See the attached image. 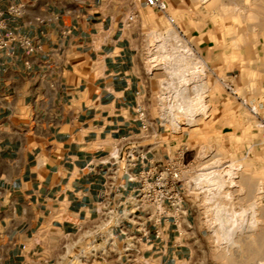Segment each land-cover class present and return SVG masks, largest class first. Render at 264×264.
<instances>
[{"label":"crops","instance_id":"obj_1","mask_svg":"<svg viewBox=\"0 0 264 264\" xmlns=\"http://www.w3.org/2000/svg\"><path fill=\"white\" fill-rule=\"evenodd\" d=\"M9 5L20 13H7ZM0 9V38L12 31L37 46L0 50V264H67L95 219L111 143L138 131L137 104L151 108L145 53L156 10L143 0H0ZM186 31L215 69L229 49L219 33ZM210 93L213 113L229 95ZM169 133H159L158 160L182 143L171 144ZM184 205L182 234L164 222L155 237L150 226L137 262L115 232L104 260L89 264H216L187 199Z\"/></svg>","mask_w":264,"mask_h":264},{"label":"rangeland","instance_id":"obj_2","mask_svg":"<svg viewBox=\"0 0 264 264\" xmlns=\"http://www.w3.org/2000/svg\"><path fill=\"white\" fill-rule=\"evenodd\" d=\"M168 1L167 12L173 22L154 11L147 39L146 89L151 98L150 115L156 117L161 107L168 105V95V101L179 99L181 103L187 97L195 98L193 87L199 84L201 93L196 100H200L201 107H194L189 113L191 116L179 113L178 117L174 112L182 125L173 127V131L166 130L170 132L171 144L186 142L189 147L186 159L192 160L195 166L186 197L191 214L200 221L216 264H262L264 144L259 143L256 124L257 116L264 118V0ZM189 27L215 29L221 42L231 50L222 53L215 69L200 64L198 68L203 71L190 76L192 78L183 86L182 83L177 85L176 75L173 78L164 67L166 62L162 56L175 54L182 59L185 54L186 62H201L193 47L195 42L186 31ZM173 35L178 38L180 47ZM179 86H183L185 92ZM211 89L229 95L216 101L218 109L213 113L209 112ZM183 110L182 105L179 111ZM251 215L256 224L248 227Z\"/></svg>","mask_w":264,"mask_h":264},{"label":"built area","instance_id":"obj_3","mask_svg":"<svg viewBox=\"0 0 264 264\" xmlns=\"http://www.w3.org/2000/svg\"><path fill=\"white\" fill-rule=\"evenodd\" d=\"M143 2L173 22L164 0ZM20 11L21 7L15 5H9L6 9L10 14H18ZM2 14L0 9V29L5 27ZM12 42L28 51L37 48L30 39L7 31L0 38V50L8 48ZM194 85L198 88L193 89L201 93L199 84ZM225 87L230 91L229 86ZM166 98L168 105L161 107L156 117L150 115L144 103L137 104L135 118L139 123L138 131L120 136L111 143L104 161L107 166L102 171V194L94 208L95 219L85 229L86 240L82 246L77 247L76 253L68 256L67 264L103 261L109 247L114 244L115 232L120 236L122 250L130 262H137V257L141 256L138 243L150 241V226L154 227L155 237L159 236V227L164 222H171L177 234H182L181 228L187 215L184 204L195 166L192 160L186 159L189 147L185 142L180 143L174 153L163 161L152 154L161 130L173 131V127L179 128L182 125L177 117L176 120L172 119L174 112L183 114L174 107L181 100L168 101L170 95ZM252 113L256 114L254 110ZM256 127L259 143L264 144V118L257 116Z\"/></svg>","mask_w":264,"mask_h":264},{"label":"bare ground","instance_id":"obj_4","mask_svg":"<svg viewBox=\"0 0 264 264\" xmlns=\"http://www.w3.org/2000/svg\"><path fill=\"white\" fill-rule=\"evenodd\" d=\"M168 33H169V31H168ZM168 34H166V36H167ZM162 36V35H161ZM174 36V38H175V40H176V42L178 41V38L175 36V35H173ZM168 38V37H167ZM156 41V40H155ZM181 41V40H180ZM176 42H175V44H176ZM153 44V43H152ZM155 44V43H154ZM163 44V43H162ZM162 44H160L161 45V48L163 47L164 48V46H162ZM179 44V47H180V43H179V41H178V43H177V45ZM182 44V43H181ZM182 46V45H181ZM186 46V45H185ZM185 46H184V48H183V51H184V53H186V48H185ZM165 47H166V44H165ZM176 47H178V46H176ZM178 47V48H179ZM168 48V47H167ZM172 48V47H171ZM175 48V47H174ZM182 48V47H181ZM165 50H167L166 48H165ZM164 50V51H165ZM173 50V49H172ZM177 50V49H176ZM159 51H161V50H159ZM175 51V50H174ZM181 51V50H180ZM189 51V50H188ZM166 52V51H165ZM168 52V51H167ZM172 52V51H171ZM179 52V51H178ZM182 52V51H181ZM154 53V52H153ZM153 53H152V55H153ZM164 54V53H163ZM162 54V55H163ZM182 54V53H181ZM180 54V55H181ZM190 54H191V52H190ZM160 55H161V52H160ZM169 55V54H168ZM188 55V54H187ZM157 56H159L158 54H157ZM163 57V59H164V61L166 62V65L164 66V67H166V69H169L170 70V75L173 77L174 75H176V79H177V81H176V83H177V85L178 84H180V83H182L183 84V86H184V84L186 85L187 83H188V81H189V79H191L192 77H190V76H194L193 74H195L196 75V72H199V71H203V69L202 68H198L199 67V65L201 64V65H204L205 63H204V61H202L201 60V62L198 64V63H192L191 64V62H186L185 61V54L183 55L182 54V59H181V56L179 57L178 55H172V56H165V55H163L162 56ZM153 58V57H152ZM155 58V57H154ZM162 59V60H163ZM160 60V59H159ZM198 61V60H197ZM196 61V62H197ZM165 62H164V64H165ZM199 62V61H198ZM206 66V65H205ZM168 71V70H167ZM200 73V72H199ZM198 76V75H197ZM171 77V78H172ZM174 78V77H173ZM172 78V79H173ZM166 79V78H165ZM197 80V79H196ZM172 81V80H171ZM173 82V81H172ZM200 82V81H199ZM201 85V84H200ZM168 86V85H167ZM181 87V86H179L180 88H182V91L185 89L184 87ZM196 87V85H194V88ZM201 90V89H200ZM175 91V90H174ZM181 91V92H182ZM184 92V91H183ZM198 93H200L198 90H195V98H193V99H190L189 97H187V100L185 101L184 100V98H183V100L185 101V102H183V103H176L177 105H175L174 107L176 108V109H178L179 110V107L181 106V108H182V105H183V107H184V110L182 111L183 112V115H187L188 114V116H191V115H189V113L191 114V111L193 110V108L195 107V109L196 108H198V107H201V104H200V100H196L197 99V97L196 96H198ZM182 96H183V94H182ZM181 96V97H182ZM192 97V96H191ZM194 97V96H193ZM201 97V96H200ZM199 97V98H200ZM177 99V98H176ZM179 100V99H178ZM175 101V100H174ZM197 102H199V103H197ZM199 105V106H197V105ZM197 106V107H196ZM172 107V106H171ZM199 109V108H198ZM177 116H178V113H177ZM188 116H186L187 118H188ZM179 117V116H178ZM177 117V118H178ZM172 119H174V120H176V116L173 114V116H172ZM179 119V118H178ZM186 121V120H185ZM187 123H188V121H186ZM186 123V124H187ZM215 162V161H214ZM231 171L232 170H230V171H228V173H229V179L232 177L231 176ZM214 172V171H213ZM207 173V172H206ZM217 173V172H216ZM205 174V173H204ZM210 174V173H209ZM214 175V174H213ZM217 175H218V173H217ZM207 177V176H206ZM215 177V176H214ZM227 177V178H228ZM211 178V177H210ZM208 179V178H207ZM212 179V178H211ZM216 179V178H215ZM209 180V179H208ZM234 181V180H233ZM219 183H217V185H218ZM221 188V187H220ZM258 209V208H257ZM253 211V210H252ZM248 217V216H247ZM247 220H245V222H246ZM254 224H256L255 223V219L252 217V215H251V219L249 220V224H248V222H247V226L248 227H252ZM234 231H232V233H233ZM232 233H230V234H232ZM242 233V232H241ZM248 233V232H247ZM228 234V233H227ZM263 236V235H262ZM231 240H232V237H231ZM233 242V241H232ZM234 243V242H233ZM262 264H264V263H262Z\"/></svg>","mask_w":264,"mask_h":264}]
</instances>
